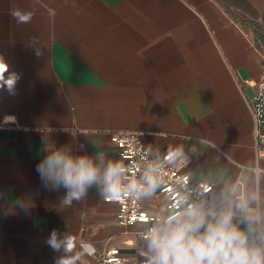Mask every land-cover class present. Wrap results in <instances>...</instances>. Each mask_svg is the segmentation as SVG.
Returning <instances> with one entry per match:
<instances>
[{
	"label": "crops",
	"instance_id": "0c3cea01",
	"mask_svg": "<svg viewBox=\"0 0 264 264\" xmlns=\"http://www.w3.org/2000/svg\"><path fill=\"white\" fill-rule=\"evenodd\" d=\"M16 7L32 21L18 26ZM0 54L20 76L15 95L0 90V264H54L60 254L45 243L53 229L94 245L81 264L108 249L145 259V240L97 188L57 210L65 190H46L35 170L45 135L124 163L110 134L135 130L154 156L182 147L192 179L215 185L264 168L248 106L264 81V0H0ZM142 203L160 213L165 197Z\"/></svg>",
	"mask_w": 264,
	"mask_h": 264
},
{
	"label": "clouds",
	"instance_id": "9594fccd",
	"mask_svg": "<svg viewBox=\"0 0 264 264\" xmlns=\"http://www.w3.org/2000/svg\"><path fill=\"white\" fill-rule=\"evenodd\" d=\"M9 14L18 26L30 23L34 17L33 11L18 7ZM27 44L35 48L37 56L43 54L44 45L37 36H30ZM0 66V90L15 95L19 74L9 71L2 54ZM15 119L5 116L4 122ZM42 143L46 155L35 170L46 190H65L57 206L60 212L73 207L74 202L84 201L93 187L105 199L127 195L143 200L152 198L164 185L165 173L158 161L146 164L137 179L127 175L128 169L120 161L99 152L87 154L84 144H79L84 154L77 155L70 145L57 147L48 135ZM183 157V148L177 147L168 152L167 161L172 164ZM177 185L174 203L166 204L152 217L143 237L144 264H264V168L258 163L249 165L247 174L235 183L191 187L186 178H180ZM17 206L27 213L24 201ZM81 219H86V214L81 213ZM45 243L60 254L54 257V264H81L83 257L96 251L91 242L77 245L73 235L56 229Z\"/></svg>",
	"mask_w": 264,
	"mask_h": 264
},
{
	"label": "built area",
	"instance_id": "2783aa9c",
	"mask_svg": "<svg viewBox=\"0 0 264 264\" xmlns=\"http://www.w3.org/2000/svg\"><path fill=\"white\" fill-rule=\"evenodd\" d=\"M248 106L254 120L255 150L257 159L264 158V81L257 85L254 96L248 100ZM111 141L115 144L119 154L124 159V165L128 169L129 177L135 176L137 179L144 166L148 163L159 162L164 169V185L158 192L165 197L164 206L174 203L177 198V180L186 178L187 184L195 187L201 183H207L210 186L215 185L207 180H193L187 166L191 164L192 157L184 152V157L169 164L167 154L171 148L161 156H154L150 149L145 146L141 135L135 130H117L110 134ZM184 151V150H183ZM242 169L246 168L240 165ZM107 202L118 204L117 219L126 231L134 232L144 239L147 229L150 227L151 219L159 213H152L144 209L142 200H136L127 195L112 200L105 199ZM163 206V208H164ZM162 208V210H163ZM86 264H144L143 260H136L133 257L126 256L117 249H108L100 254L94 262Z\"/></svg>",
	"mask_w": 264,
	"mask_h": 264
},
{
	"label": "rangeland",
	"instance_id": "374dc122",
	"mask_svg": "<svg viewBox=\"0 0 264 264\" xmlns=\"http://www.w3.org/2000/svg\"><path fill=\"white\" fill-rule=\"evenodd\" d=\"M248 93H250V90H248Z\"/></svg>",
	"mask_w": 264,
	"mask_h": 264
}]
</instances>
